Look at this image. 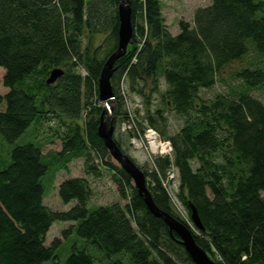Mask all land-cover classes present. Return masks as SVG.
I'll use <instances>...</instances> for the list:
<instances>
[{
  "label": "trees",
  "instance_id": "obj_1",
  "mask_svg": "<svg viewBox=\"0 0 264 264\" xmlns=\"http://www.w3.org/2000/svg\"><path fill=\"white\" fill-rule=\"evenodd\" d=\"M129 1L133 35L125 55L115 63L113 123L119 116L121 125L131 115L143 131L146 127L119 91L120 81L131 89L150 81L156 90L162 76L168 86L163 98L185 122L177 134L167 137L172 157H156L149 171L142 170L155 204L183 222L175 211L174 195L162 184L175 167L176 197L188 214L189 204L196 207L203 225L191 231L196 243L218 264H264V105L248 92L235 98H198L200 89L215 85L216 75L244 58L251 47L264 56V2L211 0L195 10L192 25L180 20L179 32L173 35L160 0ZM117 6V0H0V69L7 89L0 95V104H5L0 135L12 145L33 123L37 130L41 119L50 115L60 123L53 132L61 143L50 158L36 136V144L10 151L1 144L0 264L56 261L59 240L45 245L56 220L77 223L78 237L99 250L89 244L73 247L60 264H195L177 234L149 212L131 177L107 160L109 151L97 134L104 106L93 99L99 101L98 77L105 59L85 62L82 38L106 35L112 44L110 55L118 43ZM77 66L86 75L75 73ZM56 68L63 75L47 84ZM234 75L249 88L264 81L261 68H242ZM122 134L130 140L131 132ZM115 142L124 152L120 141ZM75 158L84 160L89 175H99L100 165L113 170L120 196L128 202L91 208L87 180L66 177L58 185V195L62 203L74 205L66 211L48 210L43 176L54 161L66 166ZM192 160L199 164L196 169ZM73 229L63 230V235Z\"/></svg>",
  "mask_w": 264,
  "mask_h": 264
},
{
  "label": "rangeland",
  "instance_id": "obj_2",
  "mask_svg": "<svg viewBox=\"0 0 264 264\" xmlns=\"http://www.w3.org/2000/svg\"><path fill=\"white\" fill-rule=\"evenodd\" d=\"M261 1L264 2V0ZM210 3L211 0H161L162 15L165 19L169 32L174 35L179 32L178 23L180 20L187 21L192 25L195 10L199 7L208 6ZM258 15L259 13L256 14V16ZM105 39L106 35L104 34H96L91 37L85 36V38H82L85 62H88L89 58L91 59L93 57H96L98 60H104L108 57L112 44L110 42H106ZM242 68H261L264 70V56L257 54L251 47L248 54L245 55L244 58L227 65L221 73L216 75L215 85L210 88L200 89L198 96L199 100L208 101L213 99L217 94H225L229 97L235 98L240 93L248 92L252 97L258 99L264 105V81L258 87H246L243 82L234 75L236 71ZM74 72L79 73L81 76L86 75L85 69L80 66H77L76 69L74 68ZM3 74L4 70L0 69V95L7 92V89L2 83ZM139 87L143 89H140ZM139 87L136 86L134 89H131L128 86V83H126L123 79L119 84L120 93L126 94L127 100L129 101L132 109L135 111L141 125L146 128L155 129L161 137L165 139H167L168 136H174L177 134L184 125L185 121L184 117L177 114L170 103H167V100L163 98V94L168 87L163 80V77L159 76L158 87L156 90L153 89L150 81H147L146 83H139ZM137 89L142 90L145 95L137 94ZM93 103L102 106V104L95 98L93 99ZM4 106V103L0 104V111L4 109ZM85 116L86 112H83L81 120L79 121L80 124L83 123ZM112 118L114 119V110ZM116 120L117 121L114 124V139L120 141L124 152L133 158L141 170L149 171L151 164L146 160V155L143 151L133 148L127 135L120 132L119 122L121 117L118 116ZM149 120L154 122L153 126L149 124ZM59 124L60 123L56 117L50 115L46 116V118L41 119L37 130H34L35 123H33L30 128H28V130L24 132L12 145L5 142L0 135V146L2 144L8 151H10L13 147L28 142L36 144L37 139L42 145V152L48 153V157L50 158L52 153L61 148L60 140L53 132L58 128ZM107 160H110L114 164L118 165L111 155L107 158ZM190 164L193 169H196L199 166L196 160H192ZM98 168L100 169L99 175H89L85 173L84 160L82 158H75L67 163L66 166L59 161H54V163L50 165L45 176L42 178L45 187L43 203L46 208L50 211H66L74 205V202H71L70 204L62 203L58 195V185L66 177H83L87 180L92 192L89 200L91 208L111 205L114 203L125 205L128 202V199H123L120 196L119 184L115 182L113 178V176H115L113 174L114 171L109 168H105L103 165H100ZM173 180H175V178ZM169 187L172 195L176 197L179 191L178 180L170 183ZM129 192L130 191L128 190L127 194H129ZM175 199L178 201L177 197L174 198V201ZM174 203L175 211L183 215L181 219L186 221L189 220L190 222L189 214L184 204L181 201H175ZM76 224L77 223L74 224L70 221L59 220L52 223L45 238V245H51L54 239L59 240L60 244L56 248L57 260L44 261L42 264L63 263L71 253L73 247L88 246L89 243L78 237L76 234ZM73 226L74 229L72 232L64 236L63 230H67ZM90 247L99 251L93 245H90Z\"/></svg>",
  "mask_w": 264,
  "mask_h": 264
},
{
  "label": "water",
  "instance_id": "obj_3",
  "mask_svg": "<svg viewBox=\"0 0 264 264\" xmlns=\"http://www.w3.org/2000/svg\"><path fill=\"white\" fill-rule=\"evenodd\" d=\"M117 14L119 19L118 27V43L116 49L105 59L99 77H98V97L99 101L105 105L100 118L97 134L103 141L104 146L109 151L111 157L118 165L131 177L133 186L138 194L143 198V201L149 212L157 218H161L169 232H174L179 237V242L184 247L185 251L195 264H218L213 261L205 250L196 243L188 225L176 219L173 215L160 209L154 202L150 191L146 185L145 173L136 165V163L125 154L114 140L115 126L113 123V105H114V86L112 77L116 71V61L125 55L127 47L133 35V27L131 22V5L129 0H117ZM63 70L53 69L47 84L56 81L57 78L63 75ZM111 105H110V104ZM190 220L194 227L198 230L203 229L200 216L196 207L189 204Z\"/></svg>",
  "mask_w": 264,
  "mask_h": 264
},
{
  "label": "built area",
  "instance_id": "obj_4",
  "mask_svg": "<svg viewBox=\"0 0 264 264\" xmlns=\"http://www.w3.org/2000/svg\"><path fill=\"white\" fill-rule=\"evenodd\" d=\"M122 131H131L133 133L131 143L134 147L145 151L149 158L156 155L162 157L167 156L172 152L170 141L162 139L160 135L151 128L141 132L136 127L134 119L131 115L128 120L122 123ZM174 176V173L169 174V178H173ZM163 185L166 186L165 182Z\"/></svg>",
  "mask_w": 264,
  "mask_h": 264
},
{
  "label": "crops",
  "instance_id": "obj_5",
  "mask_svg": "<svg viewBox=\"0 0 264 264\" xmlns=\"http://www.w3.org/2000/svg\"><path fill=\"white\" fill-rule=\"evenodd\" d=\"M160 2H161V0H160ZM162 9V8H161ZM174 35V34H173Z\"/></svg>",
  "mask_w": 264,
  "mask_h": 264
}]
</instances>
